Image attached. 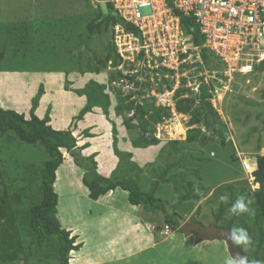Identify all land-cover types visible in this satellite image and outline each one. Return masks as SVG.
I'll return each mask as SVG.
<instances>
[{
    "label": "rangeland",
    "instance_id": "obj_1",
    "mask_svg": "<svg viewBox=\"0 0 264 264\" xmlns=\"http://www.w3.org/2000/svg\"><path fill=\"white\" fill-rule=\"evenodd\" d=\"M97 8L94 0H0V51L4 54L0 62V107L28 119L31 101L41 87L43 95L35 116L42 119L48 112L50 126L58 131L70 130L74 124V158L63 153L64 162L55 173L53 186L57 194L56 218L80 245L70 254L69 264H224L230 255L222 241L198 243L193 237L166 230L161 214L154 218L142 207L131 206L121 190L90 200L81 182L85 170L77 162L92 158L101 175L123 176L128 167L127 163H119L114 154L116 142L120 153L132 154L130 162L140 170L142 191L150 188L152 170L171 165L169 175L174 180L186 174L189 181L197 184L194 170L200 174L202 168V185L208 192L198 203L179 204L173 184H160L156 197L176 208L182 224L194 219L204 227L214 225L213 214L225 186L244 187L250 193L259 188L253 187L250 178L257 156H264V73L253 69L244 72L248 65L245 62L228 68L209 58L204 65L200 59L197 61L194 51H189L183 79L191 87L196 83L193 88L197 90L198 78L202 77L212 88L210 102L223 127L224 144L216 133L204 129L209 139L204 145L186 143L193 128L188 127L189 118L174 112L173 95L166 93L162 80H154L150 95L141 99L154 98L153 111L169 107L171 117L159 124L148 117L151 125L144 138L153 135L159 143L134 149L131 144L139 140L138 128L126 130L124 117L115 112L120 102L113 90L121 89L123 95L128 90L112 85L109 66L98 75L92 73L97 60L109 49L105 33L94 35L86 43V25L97 15ZM23 26L28 27L24 41ZM3 27L10 33L1 32ZM90 80L110 84L111 106L108 116L95 108L79 120L85 99L73 91ZM162 89V93L158 92ZM84 133L89 138L84 139ZM11 137L0 140L2 179L11 194L19 195V207L24 211L38 200L36 174L47 157L41 147L25 145ZM170 142L178 145L173 147ZM85 144L86 149H79ZM197 159L213 162L198 167ZM244 163L249 165L248 172L242 168ZM251 201L253 205V198ZM19 237L27 245L28 237L23 232ZM53 246L32 247L26 260L23 247L24 254L9 264H58ZM250 247L241 245L240 249L249 254Z\"/></svg>",
    "mask_w": 264,
    "mask_h": 264
},
{
    "label": "trees",
    "instance_id": "obj_2",
    "mask_svg": "<svg viewBox=\"0 0 264 264\" xmlns=\"http://www.w3.org/2000/svg\"><path fill=\"white\" fill-rule=\"evenodd\" d=\"M98 5L97 15L86 25V43L90 42L94 35L105 33L108 36L109 49L101 60H97L96 67L92 68V73L98 75L101 70L108 66L116 67L120 62V57L116 54L112 43V28L119 24L124 26L127 31H133L132 28L125 25L121 19L114 14L111 7L103 3L104 0H94ZM180 20L182 30L186 35L191 36V42L199 50V56L202 64H208L209 58L213 62L220 63L212 54L202 48L203 37L198 31V27L191 17L183 16L175 12ZM27 26L21 29L23 41L26 38ZM1 32L10 33L6 27ZM21 41V39H19ZM4 54L0 51V62ZM222 65V64H221ZM253 71L264 73V63L253 66ZM119 79H124L128 83L134 84V90L128 91L123 95L122 90H113L105 84H100L94 80L87 82L83 88L74 90L73 93L78 97L85 99V105L80 110L78 118L81 120L85 115L92 112L93 109H100L104 116H108V110L111 106L110 91L117 94L120 104L115 108L117 116H123V126L126 130L138 128L140 132L139 140L132 142L134 149H146L158 145V141L153 135L144 138L147 128L151 125L148 117L159 124L170 119L171 109L169 107H157L153 111L154 98L148 97L143 100L145 95L151 90V83L146 80L142 83L135 82L134 77H123L120 72L116 73ZM111 82L116 81L114 75H110ZM167 91L171 90L172 82L162 79ZM110 83V81H109ZM186 81L181 79V86L175 91L174 112L178 115L189 118L188 127H193L185 140L191 144L199 142L204 145L209 139L202 131L212 130L220 138V143L224 144L223 127L218 123L219 116L211 105V90L209 84L205 83L203 78H198L197 90L186 88ZM196 86V83H195ZM158 91V90H157ZM158 92L162 93V90ZM43 95L40 87L38 94L31 101L29 117L26 119L23 115L14 111L4 110L0 107V140L12 135V139L19 143L41 147L47 159L42 162L36 174V180L39 181L37 188L38 200L26 210L22 211L19 207L20 197L18 194H11L3 183V174L0 167V263L9 264L17 261L23 255L26 260L29 256V250L32 247L53 246L58 264H69V256L73 251L80 248L76 245V238L71 236L70 232L64 230L56 218L57 194L54 190L56 180V171L63 164V153L74 158L76 151V138L73 132L69 130L58 131L50 126V117L47 112L42 119L35 116L39 100ZM150 95V94H149ZM148 101V104L146 103ZM153 113L151 118L150 114ZM153 121V122H154ZM135 123V124H134ZM84 139L89 138L86 133ZM114 144V154L118 157L119 163H127V172L120 177H105L98 173L97 165L90 159H79L81 167L85 170L82 177V185L87 190V197L90 200H97L115 190H121L127 194V201L131 206L142 207L146 212L154 216L161 214L163 225L170 232H179V227L183 223L182 217L175 211L174 206L156 197L160 184H173L175 193L178 194V203L187 201L198 203L205 198L208 192L202 185V178L197 170H194V176L197 184L188 180L186 174H180L178 180H174L169 173L173 166L167 165L164 169L152 170L153 181L148 191H142L140 188L139 168L130 162L132 154L120 153ZM175 147L178 142H170ZM87 144L83 145L81 150L86 149ZM213 161L197 159L198 167L205 166ZM255 177L253 187L256 184L259 188L250 193L244 187L225 186L222 190V196L227 195L230 199L228 203L219 200L217 209L213 214L214 226L218 228L243 227L249 235L255 233V240L252 241L249 254L242 252L249 261H264V156H257L256 170L252 173ZM199 189V195L196 192ZM238 195H245L248 199L253 198L255 208L254 215H248L247 219L239 216H231L227 213V208ZM198 211V209L196 210ZM197 213V212H196ZM219 223V225H217ZM23 232L28 237L27 245H23L20 239V233ZM51 239H54V243ZM240 247V246H239ZM241 250V249H240Z\"/></svg>",
    "mask_w": 264,
    "mask_h": 264
},
{
    "label": "built area",
    "instance_id": "obj_3",
    "mask_svg": "<svg viewBox=\"0 0 264 264\" xmlns=\"http://www.w3.org/2000/svg\"><path fill=\"white\" fill-rule=\"evenodd\" d=\"M103 3L133 30L127 31L119 24L112 28V43L121 59L116 67L109 66L110 75L116 78L114 86L118 84L128 91L135 89L133 83L118 78L116 73L120 72L139 83L170 80L172 88L165 90L174 95L185 78L182 71L188 63V52L194 51L197 61L200 59L198 48L182 30L175 12L193 19L203 37L202 48L223 66L234 68L245 62L251 71L254 65L264 63V0H104ZM189 85L185 87L195 86ZM244 164L242 168L248 172L249 165Z\"/></svg>",
    "mask_w": 264,
    "mask_h": 264
},
{
    "label": "clouds",
    "instance_id": "obj_4",
    "mask_svg": "<svg viewBox=\"0 0 264 264\" xmlns=\"http://www.w3.org/2000/svg\"><path fill=\"white\" fill-rule=\"evenodd\" d=\"M255 170H256V167L254 171ZM254 179L255 177L250 178V180H253V181ZM255 187L258 188L259 185L256 184ZM196 192L198 195L200 194L199 189H196ZM219 199L223 203H228L230 198L227 195H223ZM251 203L252 201L248 199L245 195H238L236 199L232 201L230 206L227 208V213L231 216H241L243 214L254 215V212L252 208L250 207ZM227 239L236 246L242 245L245 248H247L252 245V239L248 231L243 227H232L227 233ZM224 264H264V261H261V260L249 261L247 257L240 256L236 258L229 257L224 261Z\"/></svg>",
    "mask_w": 264,
    "mask_h": 264
},
{
    "label": "water",
    "instance_id": "obj_5",
    "mask_svg": "<svg viewBox=\"0 0 264 264\" xmlns=\"http://www.w3.org/2000/svg\"><path fill=\"white\" fill-rule=\"evenodd\" d=\"M74 124L70 127V132L73 131ZM179 232L184 237H193L196 242H210V241H222L227 251L232 258L244 256L239 246L234 245L231 241L227 239V233L230 229L228 228H218L213 224L209 227H204L194 219L189 223H184L179 227Z\"/></svg>",
    "mask_w": 264,
    "mask_h": 264
},
{
    "label": "crops",
    "instance_id": "obj_6",
    "mask_svg": "<svg viewBox=\"0 0 264 264\" xmlns=\"http://www.w3.org/2000/svg\"><path fill=\"white\" fill-rule=\"evenodd\" d=\"M50 124H51V119H50ZM56 128H58L57 127V125H56ZM255 167H256V163H255ZM200 171V175H201V177H202V179H204V175L202 174V168L199 170ZM207 187V186H206ZM252 199V198H251ZM250 199V200H251ZM250 207H254L255 208V202H253V205H252V203H251V205H250ZM253 210V209H252ZM248 214H243V215H241V216H239V217H242V218H247L248 216H247ZM245 216H247V217H245ZM154 218H155V216H154ZM255 233H252V235L250 236V237H255ZM96 264H101V263H96Z\"/></svg>",
    "mask_w": 264,
    "mask_h": 264
},
{
    "label": "bare ground",
    "instance_id": "obj_7",
    "mask_svg": "<svg viewBox=\"0 0 264 264\" xmlns=\"http://www.w3.org/2000/svg\"><path fill=\"white\" fill-rule=\"evenodd\" d=\"M248 69H244L243 71L244 72H246ZM246 162V161H245ZM244 165H248L247 163L246 164H244ZM242 166H243V164H242ZM249 171V170H248Z\"/></svg>",
    "mask_w": 264,
    "mask_h": 264
}]
</instances>
